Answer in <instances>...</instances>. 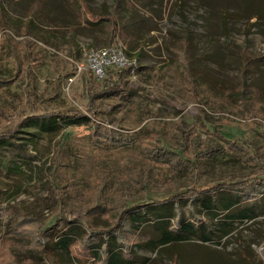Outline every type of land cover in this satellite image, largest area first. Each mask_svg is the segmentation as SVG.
I'll list each match as a JSON object with an SVG mask.
<instances>
[{
  "label": "rangeland",
  "instance_id": "rangeland-1",
  "mask_svg": "<svg viewBox=\"0 0 264 264\" xmlns=\"http://www.w3.org/2000/svg\"><path fill=\"white\" fill-rule=\"evenodd\" d=\"M37 1L0 0V264H71L72 256L88 264L87 244L105 245L110 233L135 264H264V188L246 192L259 214L231 221L223 211L207 214L198 192L214 187L220 203L242 193L217 185L264 182V0H84L103 16L94 26L78 21L76 0H40L33 15ZM117 1L126 2V26L107 44L101 27ZM116 42L137 68L124 73L121 91L95 94L106 75L77 65ZM239 51L257 57L246 82L263 90L248 103L230 96L241 82ZM69 109L87 118L43 119ZM92 122L115 134L95 132ZM165 148L186 169L172 171ZM191 204L211 226L210 240L189 233L154 246L160 231L147 209H167L171 222L174 206L193 219ZM142 209L148 219L135 231L127 217ZM67 226L87 233L72 256L54 244Z\"/></svg>",
  "mask_w": 264,
  "mask_h": 264
},
{
  "label": "trees",
  "instance_id": "trees-1",
  "mask_svg": "<svg viewBox=\"0 0 264 264\" xmlns=\"http://www.w3.org/2000/svg\"><path fill=\"white\" fill-rule=\"evenodd\" d=\"M76 1L77 4H72L71 9L79 22H84L85 24L92 26L102 23L101 18L103 16L101 17V14L91 13L88 10L87 4L84 3V0H76ZM80 3H84L82 4L84 5V9L81 8ZM41 8H42V3L39 0L37 1L35 9L32 10L31 12L33 13V15H38L40 14ZM123 8L126 9V2L124 3L123 1H117L114 5V13L107 15L109 23L107 25H102L101 27L102 29L104 28L103 39L107 44L111 43L116 36H120V35L123 36L122 31L123 29H125L126 26L125 23H123V19L121 17L120 9ZM85 10H87V12L90 13L89 15L90 18H87L86 16L84 17ZM114 14L115 17H112ZM184 39L186 44L185 54L187 55V57H189V53H190L189 49L191 48L190 47L191 37L188 34H186ZM131 40L128 41L130 45L134 42V40L132 41ZM126 54L128 55L127 51ZM237 56L240 62L239 75L241 77V82L236 87H234L232 91H230V96H233L235 94L233 98L234 102H236V100L238 99L241 102L243 101V103H248L247 102L248 99L252 98L253 95H261L263 92V90L258 86L246 82V76L248 74V70L250 69V67L255 68L254 65L255 63L252 60L253 59L256 60L257 57L246 56L242 51H239L237 53ZM185 67L187 69L186 72L185 71L183 72L184 78L187 81V83L190 84L191 89L196 90L199 84L198 75L193 74L192 69L188 65ZM130 70H131L130 66L126 67L125 69L109 68L107 70L106 77L104 78L102 83V87H103L102 91L95 94L104 95L107 93L108 90H114L116 92L121 91L122 90L121 86L124 83L123 80L124 73L130 72ZM88 72L90 73V75H92V73L89 70ZM88 94H89V102H90L88 106V110L93 113L94 109L92 108L94 104L95 94L92 92H89ZM81 117H86V115L80 111L71 110V109L59 113H51V114L43 115V119L45 121H51L55 119H62V120L76 119ZM96 117L97 116H95V118ZM92 124H94L93 126L95 132L98 133L105 132L107 137H112L115 134V131L106 128L103 129L98 123L92 122ZM2 136L3 137L5 136L6 138V135H2ZM3 137L0 138L3 139ZM165 149H167L170 155L174 158L168 160V163L172 171H177V170L179 171L182 170L183 168L186 169L187 165L181 163V160L183 159L177 151L169 148H165ZM154 156H156L155 158L158 157V155H154ZM147 171L148 173L146 172L145 177H143L146 180L149 178L148 175L149 169ZM141 176H143L142 173ZM135 179L137 181L139 180L137 178ZM248 182H249L248 179H245L242 181H237L232 183L224 182L220 185H217L218 188L220 186H222L223 188L224 187L231 188V190L234 188L237 190V192L242 193L241 197H237V198H232L231 197L232 194H231L228 200H225L220 203H218L216 199L217 191L215 190L214 187L201 188L198 190V192L203 193V196L200 199V203L202 204V206H204L205 210L208 212L207 214L211 216L216 215L217 211H223L228 221H231L232 219L244 220V219L254 218L259 213L254 211L255 205H252V202H250L249 197L246 198V192L248 191V193L250 194L251 193L256 194L257 192L259 193V191L262 188H264V182L262 181V179H258V180L254 179L253 185L251 186H248L249 185ZM210 192H212V194H210ZM191 205L192 207L190 206V211L192 213L193 219L186 218L183 215L182 211L176 210L174 206V213L172 215L171 222H170V217H168V215L165 214V211H167V209H163L162 207V211L160 213L153 212V209L155 208L147 209L148 214L156 215V223L158 224V228L160 231V237L157 240L152 241V244L154 246L179 243L187 239L189 233L198 234L200 232V237L203 240L205 241L210 240V236L207 233L208 232L211 233L213 231L211 229V226H209L210 230H208L204 226L203 221H206L207 219L204 216H201L198 213V211L193 208V204ZM144 212L145 210L142 209L141 212L132 213L127 217L128 223L132 226V228L136 229L135 231L137 230L139 231L140 229L139 225L142 224L143 221L148 219V216L143 214ZM226 221L227 220H224L222 224H228L226 223ZM222 232H226V229L223 228ZM85 235H87V233L84 229L80 227L67 226L62 230L61 234L59 235L57 241L54 244L58 249L64 250L70 254L71 245H73L76 241L84 238ZM109 235H110L109 239H107L105 245L103 242L98 244L97 242H93V241L87 244V248L89 249L88 252L92 256V262H89L88 264H135V260L128 257L124 245L120 242L118 237L112 233H110ZM75 258L72 256V259L74 261L71 264H81L80 259L76 258L77 261H75ZM56 264H62V263H60L59 260L57 261Z\"/></svg>",
  "mask_w": 264,
  "mask_h": 264
},
{
  "label": "built area",
  "instance_id": "built-area-1",
  "mask_svg": "<svg viewBox=\"0 0 264 264\" xmlns=\"http://www.w3.org/2000/svg\"><path fill=\"white\" fill-rule=\"evenodd\" d=\"M131 67V74L137 68V61L126 54L125 47L121 43L92 48L86 54L85 64H78L77 69L89 70L96 79L105 77L109 68L125 69Z\"/></svg>",
  "mask_w": 264,
  "mask_h": 264
}]
</instances>
